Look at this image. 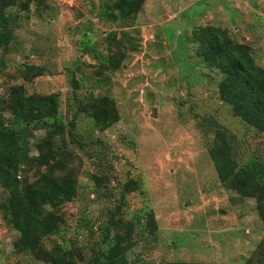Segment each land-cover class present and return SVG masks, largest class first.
I'll use <instances>...</instances> for the list:
<instances>
[{"label":"rangeland","instance_id":"1","mask_svg":"<svg viewBox=\"0 0 264 264\" xmlns=\"http://www.w3.org/2000/svg\"><path fill=\"white\" fill-rule=\"evenodd\" d=\"M3 1L13 4L4 10L12 39L0 47V116L18 127L7 98L13 88L56 97V118L19 136L28 161L17 166V179L29 184L46 173L34 161L37 147L49 145L66 158L54 177L70 173L75 195L43 206L57 229L27 251L3 218L0 186V264H87L128 223L132 232L121 244H129L128 264H264L262 198L244 197L249 185L221 184L207 154L219 130L238 167L256 169L264 165V129L244 123L219 98L222 74L203 64L194 39L200 28L224 32L264 70V0H142L126 19L112 0ZM112 32L121 53L106 38ZM117 54L118 69L105 68L106 57ZM103 106L110 123L102 130L92 112ZM55 124L57 136L46 129ZM258 179L262 185L264 174ZM128 181L137 189L122 194Z\"/></svg>","mask_w":264,"mask_h":264},{"label":"trees","instance_id":"2","mask_svg":"<svg viewBox=\"0 0 264 264\" xmlns=\"http://www.w3.org/2000/svg\"><path fill=\"white\" fill-rule=\"evenodd\" d=\"M36 1L45 2L44 0ZM141 2L142 0H112L111 4L118 18L126 19L138 10ZM12 4V1H3L0 4V47H6L12 39L11 32L7 29L8 15L4 11ZM212 31L207 28L194 31V39L198 43L197 55L205 66L213 67L222 74V79L217 86L218 95L231 107L233 115L250 127L262 131L264 129V70L253 65L246 46L233 43L224 32L220 33L215 29L217 34L212 36ZM106 38L117 52L121 53V39L115 38V32L108 34ZM121 38L129 40L124 33ZM121 58L122 54L106 57L104 67L110 71L118 69ZM70 82L72 89L75 90L78 85L77 80L71 78ZM7 98L11 105V122L18 127L15 129L8 127L7 120L0 116V186L6 192L3 218L17 232L19 250L34 251L39 237L53 234L57 229L52 212L43 210V206L55 208L70 201L75 195V184L70 173L63 175L62 179L54 177V172L63 170L66 158L59 157L58 155H63L59 153L61 150L53 152L49 145L37 147L38 157L34 161L36 167L48 166L46 173L40 175L33 183L18 181L17 166L26 165L28 161L27 156L22 153V145L18 142L19 136L30 126L37 124L42 126L50 119L56 118V97L53 95L25 96L23 89L16 87L8 91ZM103 100L101 99L100 103H103ZM92 119L101 126L102 130L110 123L104 106L92 112ZM57 125L59 126L55 124L53 130L50 125L46 129L55 136L60 135L61 128ZM214 136L216 145L209 148L207 154L217 180L221 184L229 182L238 188L249 185L250 191L243 196L247 197L254 193L264 202V183L261 185L258 179L264 174V165L261 163L256 169L248 166L239 168L231 157V146L226 138L219 130L214 132ZM43 147H46L45 151H42ZM93 180L98 184L96 177ZM136 189V183L128 181L121 190L122 194H125ZM261 206L264 208V205ZM147 216L150 231L154 232L156 224L151 210L147 211ZM131 232L132 225L128 223L124 235L113 237L107 249L97 251L87 264H128L124 253L129 248V244H121ZM161 264L191 263L173 261Z\"/></svg>","mask_w":264,"mask_h":264},{"label":"built area","instance_id":"3","mask_svg":"<svg viewBox=\"0 0 264 264\" xmlns=\"http://www.w3.org/2000/svg\"><path fill=\"white\" fill-rule=\"evenodd\" d=\"M45 2L58 3V4H69V0H44Z\"/></svg>","mask_w":264,"mask_h":264}]
</instances>
